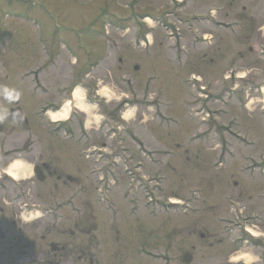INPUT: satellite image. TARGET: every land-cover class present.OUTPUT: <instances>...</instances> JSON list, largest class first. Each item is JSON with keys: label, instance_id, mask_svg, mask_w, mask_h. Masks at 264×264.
Returning a JSON list of instances; mask_svg holds the SVG:
<instances>
[{"label": "rangeland", "instance_id": "rangeland-1", "mask_svg": "<svg viewBox=\"0 0 264 264\" xmlns=\"http://www.w3.org/2000/svg\"><path fill=\"white\" fill-rule=\"evenodd\" d=\"M98 79L131 98L104 104ZM3 83L22 90L9 107L26 122L0 124V168L22 156L50 169L18 183L0 172V264H184L185 252L189 264H228L237 252L264 264V237L237 248L223 236L231 225L233 236L264 232V0H0ZM77 84L106 119L85 130L74 110L70 138L45 111ZM204 102L212 125L190 111ZM124 104L138 106L130 124L119 120ZM124 144L128 163L116 157Z\"/></svg>", "mask_w": 264, "mask_h": 264}, {"label": "clouds", "instance_id": "clouds-1", "mask_svg": "<svg viewBox=\"0 0 264 264\" xmlns=\"http://www.w3.org/2000/svg\"><path fill=\"white\" fill-rule=\"evenodd\" d=\"M213 14H215L214 10ZM148 23L150 26L153 25L151 20H149ZM151 38V33H148L147 39L151 41ZM71 62L75 64L77 62L76 58L73 57ZM240 75L243 77L246 76L247 73H240ZM229 76L230 73L226 74L225 78ZM88 93L89 89L84 88L80 84L75 85L72 87L70 94L63 100L60 107L56 110L49 108L45 112V115L51 123L55 124L57 122L70 120L75 110L83 114V127L85 130H98L106 117L99 111L98 103L94 104L88 102ZM95 95L106 105L113 101L118 104L121 100L131 98L130 93L121 91L114 84H106L100 79L97 80ZM22 96V90L17 87L7 83L0 84V124L8 121L10 117V122L13 124L17 123V118H19L21 122L24 120L25 117L21 115L19 111H11L9 107L20 102ZM252 103H254V101H249V105ZM137 111V105L124 104V109L119 113V120L124 124L132 123L136 121ZM145 119H147V117H145ZM34 168L35 165L33 163L24 159L22 156H17V158L9 160L5 167L0 168V172L9 177L11 181L18 183L20 181L29 180L34 175ZM42 215V212L35 211L34 213H29L27 219H33ZM244 230L252 237H264V232L257 230L256 225H246ZM258 260L259 257L253 256L251 253L237 252L229 256L228 264H241V262L242 264H256Z\"/></svg>", "mask_w": 264, "mask_h": 264}, {"label": "flooded vegetation", "instance_id": "flooded-vegetation-1", "mask_svg": "<svg viewBox=\"0 0 264 264\" xmlns=\"http://www.w3.org/2000/svg\"><path fill=\"white\" fill-rule=\"evenodd\" d=\"M12 111H15V110H12ZM46 162H42V164L41 165H39V166H41L40 168H41V170L43 171V173L45 174V173H48V171H49V169H50V167L47 165V164H45ZM46 175V174H45ZM59 178H60V176H58V178L56 179V180H59ZM44 180H45V176H44ZM43 180V181H44ZM56 183V182H55ZM75 196V195H74ZM74 196H71L70 197V199H73V197ZM69 199V198H68ZM69 199V200H70ZM69 202V201H68ZM70 203V202H69ZM127 209V208H126ZM75 210V212H78L79 213V209H77V208H75L74 209ZM44 211L45 212H47V211H51V209H44ZM130 213V212H129ZM55 248H56V246H53V250H55ZM118 251V250H117ZM117 251H116V253H117ZM144 254V253H143ZM145 254H147V255H149V256H152V257H154V258H160V259H162V254H158V253H152V252H149V251H145ZM116 255H118V257H122L121 255H122V252H118ZM115 255V256H116ZM53 257L54 258H56V256L55 255H53ZM127 257V256H126ZM127 258H129V257H127ZM166 258V257H165ZM43 264H57V263H55L54 261H51V260H46V261H44L43 262Z\"/></svg>", "mask_w": 264, "mask_h": 264}, {"label": "water", "instance_id": "water-1", "mask_svg": "<svg viewBox=\"0 0 264 264\" xmlns=\"http://www.w3.org/2000/svg\"><path fill=\"white\" fill-rule=\"evenodd\" d=\"M22 115V114H21ZM25 121V118L24 120L21 122L19 121V118H17V122L18 123H23ZM34 173H35V176L38 180H43L44 179V175L40 172L39 168L38 167H35L34 168ZM182 261L186 264H188L190 261H191V257L189 254H184L183 257H182Z\"/></svg>", "mask_w": 264, "mask_h": 264}, {"label": "bare ground", "instance_id": "bare-ground-1", "mask_svg": "<svg viewBox=\"0 0 264 264\" xmlns=\"http://www.w3.org/2000/svg\"><path fill=\"white\" fill-rule=\"evenodd\" d=\"M174 203H177V200H173Z\"/></svg>", "mask_w": 264, "mask_h": 264}]
</instances>
